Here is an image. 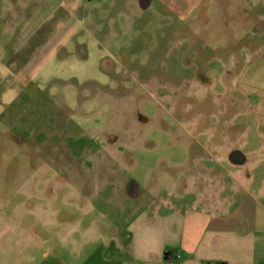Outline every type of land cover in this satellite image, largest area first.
I'll return each mask as SVG.
<instances>
[{
	"label": "rangeland",
	"instance_id": "obj_1",
	"mask_svg": "<svg viewBox=\"0 0 264 264\" xmlns=\"http://www.w3.org/2000/svg\"><path fill=\"white\" fill-rule=\"evenodd\" d=\"M262 137L264 0H0V264H117Z\"/></svg>",
	"mask_w": 264,
	"mask_h": 264
},
{
	"label": "crops",
	"instance_id": "obj_2",
	"mask_svg": "<svg viewBox=\"0 0 264 264\" xmlns=\"http://www.w3.org/2000/svg\"><path fill=\"white\" fill-rule=\"evenodd\" d=\"M262 138L260 149L241 153L232 165L243 168L257 153L264 158ZM209 171L218 177V171ZM224 174V183L217 178L207 187L185 184L183 193L196 198L187 202L181 194L177 205L157 217L166 224L161 234H129L117 264H264V170L254 176L232 167ZM145 217L146 210L136 222Z\"/></svg>",
	"mask_w": 264,
	"mask_h": 264
},
{
	"label": "flooded vegetation",
	"instance_id": "obj_3",
	"mask_svg": "<svg viewBox=\"0 0 264 264\" xmlns=\"http://www.w3.org/2000/svg\"><path fill=\"white\" fill-rule=\"evenodd\" d=\"M124 187H125V191H126L128 196L132 197L136 193L139 195L138 190L136 189L134 181L131 180V181H128V183L126 182Z\"/></svg>",
	"mask_w": 264,
	"mask_h": 264
},
{
	"label": "water",
	"instance_id": "obj_4",
	"mask_svg": "<svg viewBox=\"0 0 264 264\" xmlns=\"http://www.w3.org/2000/svg\"><path fill=\"white\" fill-rule=\"evenodd\" d=\"M150 0H139L141 8L145 9L149 6Z\"/></svg>",
	"mask_w": 264,
	"mask_h": 264
},
{
	"label": "trees",
	"instance_id": "obj_5",
	"mask_svg": "<svg viewBox=\"0 0 264 264\" xmlns=\"http://www.w3.org/2000/svg\"><path fill=\"white\" fill-rule=\"evenodd\" d=\"M164 255L166 256V255H167V253H164Z\"/></svg>",
	"mask_w": 264,
	"mask_h": 264
}]
</instances>
